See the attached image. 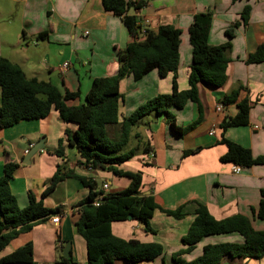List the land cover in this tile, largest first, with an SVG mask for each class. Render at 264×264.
<instances>
[{
  "label": "crops",
  "instance_id": "1",
  "mask_svg": "<svg viewBox=\"0 0 264 264\" xmlns=\"http://www.w3.org/2000/svg\"><path fill=\"white\" fill-rule=\"evenodd\" d=\"M143 5L130 14L137 15L142 25L157 29L173 25L181 29L179 47L178 86L188 89L192 64V46L189 27L197 13L212 11L208 41L211 45L231 43L228 52L226 82L218 87L199 84V102L188 101L183 108H171L177 125L188 128L183 135L176 134L166 122L165 114L149 117L147 126H139L143 141L152 149L139 152L122 165L124 169L142 172V192L154 196L164 209L184 206L187 215L176 219L157 209L150 220L155 232L145 229L139 220L112 223L114 235L123 239H137L143 243L157 242L164 253L142 264H175L173 255L185 248L182 238L187 233L198 202L207 206L218 220L243 214L251 219L256 230H264V219L257 218V209L264 188V164L232 170V163L221 161L227 145L220 143L221 123L238 112L237 102L225 104L222 111L216 106L223 98L240 91L238 100L248 98L251 103L249 123L228 127L225 137L250 148L254 156H264V61L247 62L248 57L264 44V0H130ZM251 7L250 18L243 23L241 13ZM46 36L39 38L41 33ZM132 41L120 15L104 8L102 0H0V57L20 65L28 78L49 81L59 90L78 93L69 105L85 102V96L97 77L114 75L118 70V49ZM64 62L69 66L62 68ZM173 74L160 77L152 70L139 80L128 76L121 81L123 99L121 118L129 116L139 105L160 93H170ZM1 105V88H0ZM76 124L60 118L52 109L41 119L22 120L0 128V178L4 167H17L10 182L12 193L20 207L28 204L29 193L43 199L50 208H60L58 223L51 218L35 225L30 231L14 238L0 256L20 246L33 244L35 264H66L61 262L65 244L71 243L70 255L75 264H88L85 239L76 230L79 204L88 195L89 188L79 179L68 177L54 190L42 196L46 183L55 174L58 165L67 171L96 181V191L108 183L107 193L126 188L130 181L104 170L84 169L80 155L67 141L66 130L74 131ZM214 129V135L209 132ZM63 140V151H53ZM40 141L43 148L27 160V149ZM143 147L140 148L142 150ZM186 151H191L185 154ZM243 242L236 233L208 235L194 250L183 253L191 261L208 244ZM66 258V257H65ZM110 264H127L118 259ZM220 264H264L262 258L226 257Z\"/></svg>",
  "mask_w": 264,
  "mask_h": 264
},
{
  "label": "trees",
  "instance_id": "2",
  "mask_svg": "<svg viewBox=\"0 0 264 264\" xmlns=\"http://www.w3.org/2000/svg\"><path fill=\"white\" fill-rule=\"evenodd\" d=\"M104 8L120 15L132 37V41L118 49V70L114 75L97 77L85 96V102L69 105L67 100L74 99L78 93L63 94L52 82L28 78L22 67L5 57H0V128H6L22 120H34L46 117L52 109L59 112L60 118L76 124L74 131L66 130L67 141L74 146L79 155V164L84 169L104 170L115 176L129 179V185L121 191L107 193L96 206L93 201L101 191H96V181L74 171H65L58 165L55 174L46 183L42 193L45 197L56 185L68 177L79 179L89 188L88 195L79 204V217L76 230L86 241L88 264H110L124 259L127 264H142L154 260L164 253V247L157 242L143 243L137 239H123L113 234L112 223L123 220H139L150 232L154 212L159 209L176 219L187 215L184 206L177 209L160 207L153 195L142 192V172L127 170L124 163L152 149L149 141H143L138 132L139 126H147L149 117L165 114L170 128L183 135L188 128L176 123L171 108H183L188 101L199 102V84L218 88L227 79L228 52L231 43L211 45L208 41L212 23V11L197 13L189 27L192 46V64L188 77V89L178 86L179 47L181 29L173 25H161L157 29H143L140 18L130 14L143 5L142 1L102 0ZM251 7L247 5L241 13L243 23L250 18ZM41 33L39 38L46 36ZM264 61V44L251 54L247 62ZM152 70H157L160 77L173 74L170 93H160L139 105L129 116L122 117L120 103L123 99L121 81L128 76L139 80ZM240 91L222 100V104L237 102L238 112L233 117L225 118L221 123L220 143L227 145V152L221 161L241 167L264 164V156H254L250 148L227 139L224 135L231 126H243L249 123L251 103L248 98L238 100ZM135 141V145L133 144ZM63 140L53 152L61 156ZM133 145L126 150L128 145ZM142 150H140V148ZM191 151H186L185 154ZM17 164L4 167L0 178V254L10 242L21 233L30 231L35 225L58 214L60 208H50L43 199L29 193L28 204L20 207L12 193L10 182ZM257 218L264 219V188L257 209H252ZM187 233L182 238L185 248L173 255L175 264H220L226 257L262 258L264 256V230H256L251 219L243 214H236L225 219H216L207 206L198 202ZM236 232L243 237V242H222L208 244L197 258L187 261L183 253L194 250L197 243L208 235ZM60 260L66 264H75L70 256L60 254ZM0 264H35L33 244L28 242L13 252L0 256Z\"/></svg>",
  "mask_w": 264,
  "mask_h": 264
},
{
  "label": "built area",
  "instance_id": "3",
  "mask_svg": "<svg viewBox=\"0 0 264 264\" xmlns=\"http://www.w3.org/2000/svg\"><path fill=\"white\" fill-rule=\"evenodd\" d=\"M147 28H148V26L143 25V29L144 30L147 29ZM68 66H69V62H64L62 64V68H66ZM223 108H224V105L221 102L218 103L217 106H216V110L219 111V112L222 111ZM209 133L211 135H214V133H215L214 129H212ZM32 147H33V144H30V148H32ZM28 152H29V149L26 150V153H28ZM232 170L235 173H239L241 171V166L233 164ZM108 187H109L108 183L104 182L103 185H102L101 193H99L97 195V197L95 198V200L93 201L94 205L98 206L101 203L103 197H105V195L107 194ZM59 219H60L59 214H56V215L52 216L51 221L53 223H58Z\"/></svg>",
  "mask_w": 264,
  "mask_h": 264
},
{
  "label": "water",
  "instance_id": "4",
  "mask_svg": "<svg viewBox=\"0 0 264 264\" xmlns=\"http://www.w3.org/2000/svg\"><path fill=\"white\" fill-rule=\"evenodd\" d=\"M43 142L40 141L39 143H36L27 153V160H25V163H30V158L39 150H41L43 148ZM70 249H71V243L68 241L65 246H64V250H63V256L66 258H69L70 255Z\"/></svg>",
  "mask_w": 264,
  "mask_h": 264
},
{
  "label": "rangeland",
  "instance_id": "5",
  "mask_svg": "<svg viewBox=\"0 0 264 264\" xmlns=\"http://www.w3.org/2000/svg\"><path fill=\"white\" fill-rule=\"evenodd\" d=\"M133 144L135 145V141H133ZM130 147H133V145H128V147H126V150L128 149V148H130Z\"/></svg>",
  "mask_w": 264,
  "mask_h": 264
}]
</instances>
